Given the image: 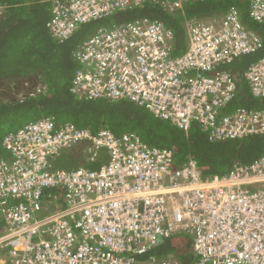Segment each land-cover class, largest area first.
<instances>
[{"label": "built area", "instance_id": "1", "mask_svg": "<svg viewBox=\"0 0 264 264\" xmlns=\"http://www.w3.org/2000/svg\"><path fill=\"white\" fill-rule=\"evenodd\" d=\"M146 1L48 0L47 28L64 41L79 25ZM264 24V0H244ZM173 0L169 8H180ZM168 3V4H169ZM5 6L0 4V20ZM185 47L173 55L174 34L157 20L98 28L73 55L71 91L85 99L129 100L187 132L199 124L212 140L264 134V109L223 114L236 93L224 64L262 46L236 8L220 18L185 22ZM252 96L264 98V55L243 71ZM0 248L8 264H179L172 253L142 258L169 237L186 234L196 264H264V156L234 163L222 175L202 174L195 159L173 168V151L134 133L92 132L51 117L26 123L2 139ZM107 163L88 169L85 165ZM74 170L50 167L61 154ZM65 192L48 207L47 190Z\"/></svg>", "mask_w": 264, "mask_h": 264}, {"label": "trees", "instance_id": "2", "mask_svg": "<svg viewBox=\"0 0 264 264\" xmlns=\"http://www.w3.org/2000/svg\"><path fill=\"white\" fill-rule=\"evenodd\" d=\"M169 1H146L117 11L81 24L69 38L57 41L47 28L48 0H0L5 6L0 20V158L9 157L1 144L3 137L40 117H51L58 126L70 123L92 132L106 128L116 136L134 133L147 145L172 150L173 168L192 158L205 176L225 174L236 162L247 164L264 156V134L212 140L197 123L184 132L132 101L85 99L72 93V79L79 68L73 52L98 28L137 19L157 20L173 31L171 53L179 55L186 49L187 20L217 19L234 7L243 23L260 36L262 46L221 67L235 76L237 86L223 114L239 107L264 109V98L252 96L242 77L247 66L264 55V24L249 17L246 1L184 0L180 8H169L173 0ZM43 200L48 207L63 204L65 192L59 188L47 190ZM190 248V237L181 233L153 247L141 259L172 253L179 264H196Z\"/></svg>", "mask_w": 264, "mask_h": 264}, {"label": "water", "instance_id": "3", "mask_svg": "<svg viewBox=\"0 0 264 264\" xmlns=\"http://www.w3.org/2000/svg\"><path fill=\"white\" fill-rule=\"evenodd\" d=\"M100 154L102 156V161H94L92 164L85 165L88 169H94L98 168L102 163H107L108 154L105 153V150H101ZM53 165L50 167L51 169L54 168H63L65 170H74L78 167L79 159H70L68 155H64L63 153L56 159L53 163Z\"/></svg>", "mask_w": 264, "mask_h": 264}, {"label": "rangeland", "instance_id": "4", "mask_svg": "<svg viewBox=\"0 0 264 264\" xmlns=\"http://www.w3.org/2000/svg\"><path fill=\"white\" fill-rule=\"evenodd\" d=\"M7 250L5 248H0V257L7 261Z\"/></svg>", "mask_w": 264, "mask_h": 264}, {"label": "crops", "instance_id": "5", "mask_svg": "<svg viewBox=\"0 0 264 264\" xmlns=\"http://www.w3.org/2000/svg\"><path fill=\"white\" fill-rule=\"evenodd\" d=\"M0 264H8L3 258L0 257Z\"/></svg>", "mask_w": 264, "mask_h": 264}]
</instances>
